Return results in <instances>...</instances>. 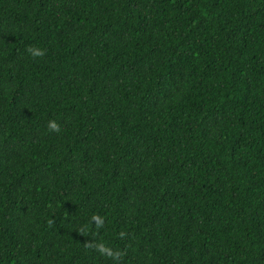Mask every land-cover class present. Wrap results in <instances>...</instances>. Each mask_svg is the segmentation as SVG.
<instances>
[{
    "label": "trees",
    "instance_id": "16d2710c",
    "mask_svg": "<svg viewBox=\"0 0 264 264\" xmlns=\"http://www.w3.org/2000/svg\"><path fill=\"white\" fill-rule=\"evenodd\" d=\"M0 264H264V0H0Z\"/></svg>",
    "mask_w": 264,
    "mask_h": 264
},
{
    "label": "clouds",
    "instance_id": "9594fccd",
    "mask_svg": "<svg viewBox=\"0 0 264 264\" xmlns=\"http://www.w3.org/2000/svg\"><path fill=\"white\" fill-rule=\"evenodd\" d=\"M42 53H40L39 51L35 52L34 55H40ZM50 127L53 129V130H56L57 128V125L55 123H51L50 124Z\"/></svg>",
    "mask_w": 264,
    "mask_h": 264
}]
</instances>
